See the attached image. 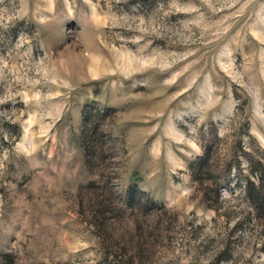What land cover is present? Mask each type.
I'll use <instances>...</instances> for the list:
<instances>
[{
	"label": "rangeland",
	"instance_id": "rangeland-1",
	"mask_svg": "<svg viewBox=\"0 0 264 264\" xmlns=\"http://www.w3.org/2000/svg\"><path fill=\"white\" fill-rule=\"evenodd\" d=\"M256 165L264 0H0V264H264Z\"/></svg>",
	"mask_w": 264,
	"mask_h": 264
},
{
	"label": "trees",
	"instance_id": "trees-1",
	"mask_svg": "<svg viewBox=\"0 0 264 264\" xmlns=\"http://www.w3.org/2000/svg\"><path fill=\"white\" fill-rule=\"evenodd\" d=\"M82 142L83 144H85L87 158H88L89 156V153H88L89 146L88 145L89 144H88V139L86 135L82 137ZM208 151H209V145L206 144L204 145V152L201 154V156L198 157V161H197L198 166H200L201 164L205 165L208 163V157H209ZM87 162L89 164V159L87 160ZM194 176L196 178L197 175L194 174ZM255 176L257 177L258 183H254L252 180H246L247 184H246L245 193L254 211L257 212L259 216H261L264 210V168H262L261 166H257L255 168ZM214 192H215L214 197L216 198V200L219 199L220 197L219 188L216 187ZM125 198L128 204L134 205V203L137 202L136 201L137 194L135 190L130 189L127 192V195Z\"/></svg>",
	"mask_w": 264,
	"mask_h": 264
}]
</instances>
